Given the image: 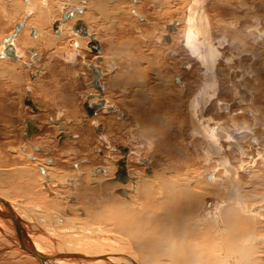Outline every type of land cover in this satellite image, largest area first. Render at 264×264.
<instances>
[{
	"label": "rangeland",
	"instance_id": "rangeland-1",
	"mask_svg": "<svg viewBox=\"0 0 264 264\" xmlns=\"http://www.w3.org/2000/svg\"><path fill=\"white\" fill-rule=\"evenodd\" d=\"M30 1H32L30 2L32 13L27 15L25 12L28 5L24 4V0H0V54L2 53L1 43L13 33L15 25L20 22L25 23L22 31L18 32L19 35L16 34L17 38L14 37L15 47L19 50V57L16 56L17 61L0 57V69L6 70L14 66L15 73H18L17 78H14L11 73L0 72V190L10 191L11 195H14L11 197L14 203L20 205L29 215H34L36 223L41 225L40 216L42 215L49 218L52 216L46 204L58 201L63 208L62 204L66 205V202L69 204V201H66V194H69L70 189L67 187L69 189L67 191L66 187H58L57 190H53L56 193L53 194L54 198L47 196L42 190L38 170L35 171L34 167L32 168L35 164L31 162L32 160L30 161L31 157L37 158L40 163L47 161L49 163L47 168L50 169L48 173L53 179L62 176L61 172L58 173L55 170L60 171L62 167L63 172H71L69 164L79 161L82 164V159H88L85 163H87L86 166L90 165L88 168L83 167L84 171L93 167H109L106 170L108 174H112L113 160L122 157L116 147L125 145L130 149L128 168L131 177L140 179L143 175L142 170L146 167L138 160L141 161L142 158L146 159L153 174L157 173L153 171V166L155 169L161 166L167 172L169 167H173V179L176 176L179 179L188 177L192 184L206 177L208 179L215 171L220 172L219 175H221L222 171L217 170V163L220 168L222 163L231 175H237L235 169L239 167L238 171L243 170V173H239V179L249 180L244 176L247 172L246 166L240 165L253 163L252 166L258 171L254 181L259 183L257 177H260L261 186L264 189V138H258L259 134H256V131L264 133V115L258 108L264 109V45L260 39L264 37V0H110L109 4L104 1L103 7L107 9V12L101 11V16L99 11L94 10L95 6L83 7L84 0ZM42 1H45L43 7ZM10 2H12L11 5ZM74 7H80L84 11L88 7L85 16L80 20L90 24L91 27L87 25L91 32L98 34V30H106L108 33L105 41L108 40L109 44L102 43L103 50L98 56L102 59L99 64L102 72L103 83L101 84L106 87L103 98L108 102L107 104L117 105L120 112L124 114L123 117L122 114H120L121 117H117V113L107 110L104 113L101 111L100 116L98 114L95 118H90L84 111L85 98L93 93V89L87 87L92 75L88 68H83V64L95 65V59L98 57L86 48L88 39L80 38L68 30L73 25L71 19L60 26V34L52 29V23L60 20L61 14ZM133 9H136L144 21L130 13ZM185 14L188 15L185 16ZM191 14L195 16L194 20L190 21L191 26L196 29L201 28L200 32L203 34L208 31L205 34L209 37L205 35L202 41L206 43V38H209L214 46H218L215 52L220 55L213 65L203 62L204 57L184 47L187 35L189 37L193 35L189 34L186 24V19L190 20ZM123 20L127 23L122 22ZM118 21H121L123 25L116 29L117 33L128 32L134 35L126 34L124 46L121 42H114V37L110 36L114 32L113 26L119 24ZM174 22H176L175 31L167 32L166 27ZM32 27L38 28L39 31L34 37L30 34ZM202 28L203 31L208 30L203 32ZM231 34L235 39L237 34L240 35L237 40L241 39V42L236 40L233 45L225 43L224 37L228 38L227 35ZM165 37L169 40L164 41ZM22 38L28 42L25 44ZM96 38L98 40L97 35ZM210 40L208 41L211 42ZM29 47H35L37 50L28 51ZM65 51H70L73 55L77 52L80 55L76 63H74L75 58L72 59L73 62L70 60L75 75L64 73L70 71L66 69L70 57L67 61L62 58ZM25 64L29 67L26 68ZM229 73L234 75L235 81L237 80L236 85H230ZM201 74H204V79ZM174 77H180L183 80L182 88L177 86L180 84L175 83ZM27 96L33 99L39 109L38 113H34L24 105L23 99ZM194 97L196 100L193 101ZM142 98L145 101H142ZM143 102H145L144 106L149 103L145 109L142 107ZM196 102L195 109L192 103L196 104ZM204 102L208 104L205 106ZM152 104H155L153 108L150 106ZM223 107H226L228 111ZM150 108L155 115L158 112L163 115L155 117V122L148 126L140 124L138 119L146 121L149 119L146 113L150 112ZM248 110L255 113L252 112V119H249L245 113ZM168 116L173 118L172 124H156L158 121H164ZM196 116L197 119L207 120L204 124L212 138L204 135L205 128L199 130ZM25 120L32 121L39 129L29 140L24 139ZM58 121L62 123V128L57 127ZM98 124L104 127L102 136L97 133ZM148 127L149 140L140 133ZM230 128H232L231 131ZM159 130H161L160 135L157 134ZM233 133H236L235 138L238 141L233 137ZM64 134L73 138L59 139ZM214 137L221 148L220 140L224 138L226 148H222L223 152L216 154L212 147L205 148L211 144ZM251 139H255L256 143L251 142ZM43 141H47L46 143L52 147L42 144ZM31 145L38 147L41 151L34 150ZM56 146L61 147L58 152L53 151V147ZM204 148L208 149L209 158L203 155ZM228 152L234 153V158H226ZM28 155L30 157H27ZM213 157L222 161L228 159L232 168H226L228 166L225 163L221 160L215 161ZM54 160L60 161L62 166L59 168L57 163L53 164ZM26 165H28V171H24L27 172V176L29 174L35 180L36 190L34 188L33 191L28 190V183L26 184L28 178L11 176L14 168ZM177 169L181 170L179 175H176ZM61 178L58 179L63 181V177ZM78 179L82 180L76 175L74 180L78 190L80 188L83 194L81 196L78 192L71 194L78 200L77 207H84L87 211L89 206L99 208L100 197L120 201L111 195L106 187L89 189L80 185ZM101 180H103L102 183L105 182L104 184L111 183L105 177ZM53 183L50 185L53 186ZM14 185L19 189L22 188L18 190ZM263 189L260 190L264 192ZM219 192L218 195L205 196L207 203L211 198H215L216 201L223 199L225 191ZM120 202L144 207L146 205L144 199L130 198L129 202ZM218 205L220 203L211 208L217 211ZM39 209L40 213H38ZM111 209L106 207L94 213L97 214L93 227L96 241L104 242L105 236L116 237L115 235L119 232L118 227L111 223L113 216ZM59 215L64 218L65 213L61 211ZM194 221L197 224L202 223L201 221L198 223L196 218ZM206 221L209 223L208 220ZM50 222L47 221V224L41 226L46 228L48 225L49 229H55L49 225ZM31 223L34 224L32 221ZM107 225L114 232L111 230L107 232L109 231ZM36 233L42 236V239H47L42 235L43 232L36 231ZM224 236L222 235V238ZM262 238L264 239V236ZM257 242L254 241L257 246L253 247L258 249L257 257L263 263L260 255L264 252V240ZM158 245L163 247L162 244L158 243ZM6 248L9 247L0 243V264H14L12 261L15 260L36 263L28 257H23L24 254L20 251L23 255L2 260L8 255L3 253L9 250ZM221 253L223 252L220 251L219 254ZM223 260L220 261L223 262Z\"/></svg>",
	"mask_w": 264,
	"mask_h": 264
},
{
	"label": "bare ground",
	"instance_id": "bare-ground-1",
	"mask_svg": "<svg viewBox=\"0 0 264 264\" xmlns=\"http://www.w3.org/2000/svg\"><path fill=\"white\" fill-rule=\"evenodd\" d=\"M24 1H25V3L24 2L23 3L28 5L26 7L25 14L29 15L32 13V9L30 7V2H32V1H30V0H24ZM104 1H106V3L109 4L108 1H110V0H99L98 2L92 1V0H84V3L82 4V6L83 7L84 6H95L94 8H96V9H94L92 7L91 8L96 10V11H99L100 12L99 15L101 16V11H102V13H104L107 10V9H105V7H103V6H105V4L103 5ZM11 3L12 2H10V5H11ZM44 4H45V1H42L41 6L43 7ZM193 4H192V6H195ZM87 8L85 11L83 9L82 13H81V10L79 8H78L80 10L79 12L77 11V9H75L76 12L79 14L81 13V15H78L76 13H75V15L73 14V16L70 18L71 21H73V24L77 20H80L81 18H83L85 16ZM195 8H196V6H195ZM49 9H51V8H49ZM193 12H194V10H193ZM195 12H197V11H195ZM130 13L133 14V16H136L138 18L141 17L140 15H138L136 9H133L132 11H130ZM187 15L188 14H185V16H187ZM196 17H197V15H196ZM194 18H195V16L192 15L190 20L188 18L186 19L187 20L186 24L188 27L187 30H189V34L191 33V35L193 34L194 36L192 35V37H189L187 35V39L184 42V44H185L184 47H187L188 50L189 51L191 50L192 53H195L196 55L204 57L205 59L202 58L203 62H206L207 64L213 65V64H215L214 62H215L216 58L220 55V54H217L215 52V51H217L218 46H214L212 43V40H210L209 38H206V40H207L206 43H204L202 41V39L204 37H206V36L209 37L207 34H205L206 32H208V31H206L208 29H205V31H206L205 32V31H203L204 29L202 28V31L205 32L203 34L202 32H200L201 28L196 29V28L192 27L191 26L192 23L190 21H193ZM69 20H67L66 22H68ZM196 20H199V19L196 18ZM56 22H58V24H57V28L55 30L53 29V25L55 22L52 24V29L54 32H56L58 30V26L60 23H63V24L66 23V22L62 21V16H61V20L56 21ZM24 25H25V23H24ZM173 25L176 26V22H174ZM71 27L68 30H70V32H72L73 34L78 36L76 33H74L71 30ZM199 27H197V28H199ZM34 28H36V27H34ZM87 28H88V26H87ZM59 29H61V27H59ZM88 30H89V28H88ZM21 31H19V33ZM32 32L34 33L35 29H32ZM38 32H39L38 28H36L35 35H37ZM19 33H18V35H19ZM89 34H94V33H91L89 30ZM94 35L96 36V34H94ZM196 35H198V36L200 35V36L197 37ZM17 36H16V38H17ZM112 36H113V34H112ZM78 37H80V36H78ZM23 38L21 40L23 42L25 41V44H26L28 42V40L26 42V40H23ZM80 38L88 39V42H89V38H86V37H80ZM14 39L15 38H10V39L8 38L7 40H6V38L4 39L3 43H1L2 44V53L0 54V57L3 56L6 59L7 58L12 59L11 57H8L4 53L5 52L4 49H6L10 45L15 49L14 50L15 59H12V60L17 61L16 56L19 57V52H18L19 50H17V48L15 47ZM260 39H262V44H264V37H261ZM96 40H97V38H96ZM208 40H210L211 42H209ZM109 42H110V40H109ZM199 45L201 47H199ZM86 48H87V44H86ZM88 50L90 51V49H88ZM91 54H93V53L91 52ZM93 55H96V54H93ZM100 55H101V53L98 56H100ZM198 58L200 59V57H198ZM37 60H39V59H37ZM101 62H102V59H101ZM100 63H97L95 61V65H92V64L87 65L86 63H84V65L86 64L85 66L88 69L90 66H96V67H98V69L100 71V68H99ZM25 66H26V68L29 67L28 64H25ZM204 66H205V63H204ZM10 68L13 69V71L15 73L14 66H12ZM100 73H101V77H102V72L100 71ZM229 74H230V76H229L230 85H236L237 80L235 81L234 75L232 73H229ZM242 75H244V73ZM201 76H202V79H204V74L203 75L201 74ZM174 78H176V77H174ZM249 78H250V76H249ZM214 81H215V78H214ZM208 82H209V79H208ZM175 83L180 84V86L177 85L178 87L182 88L184 86V82L182 79H176ZM87 87H90V86H87ZM91 88H93V87H91ZM102 89H103V94H102L101 98L104 100V102L106 104V100L103 98V96H104V87L103 86H102ZM204 93H205V91H204ZM90 95H93V94H90ZM86 98H85V100H86ZM97 100H98V96H97V92H96L94 94V98L92 100H90L89 103L95 102ZM146 100H148V99H146ZM194 100H196L195 97L193 98V101ZM33 104H34V102H33ZM205 104L207 105L208 103L204 102V105ZM154 105L155 104H152L150 106L153 108ZM193 105L194 106L197 105V102H196V104L192 103V107H193ZM148 106H149V103L146 104L145 107H148ZM145 107H144V109H145ZM105 108H108L109 110H111L113 112L117 111V109L114 106H108L107 104L105 105V107L103 109H105ZM152 108H150L151 109L150 112L146 113V116L149 118L147 121L138 119V122L140 124H144V125L148 126V124H153L152 122H155V120H154L155 117H161L163 115L160 112L156 113V115H155ZM223 108H224V110L228 111V109H226V107H223ZM103 109H100V110H103ZM159 109H161V108H159ZM195 109H196V106H195ZM192 110H193V108H192ZM220 110H222L221 107H220ZM250 110L246 111L245 113L248 117L251 118L253 111L251 112ZM191 114L193 115L192 112H191ZM262 115H264L263 111H262ZM93 117H91V118H93ZM195 119H197V116L195 117ZM195 119H194V121H195ZM172 120H173V118L171 116H168L164 121H158V122H156V124L170 125V124H172ZM197 121H198V125L200 127V129L199 128L198 129L202 130V128H205L204 135H206L207 138H212L207 133L208 128L204 124V121H207V120L197 119ZM61 126H62V123H61ZM25 127H26V125H25V121H24V129H25ZM148 131H149V127L147 129L145 128L144 131L140 132V133H141V135H143V137H145L146 139L149 140ZM163 132H166V131L163 130ZM160 133H161V130H159V132L157 134L160 135ZM65 138H66V136H65ZM57 139H58V137H57ZM59 139H60V137H59ZM63 139H64V135H63ZM250 141L253 143H256L255 139H251ZM208 146L212 147L213 151L216 154L223 152L221 146L218 144V140L215 137L211 140V144L210 145L208 144L205 148H209ZM205 148H204L205 153H203V155L205 154V156L207 158H209L210 155H208V149H205ZM34 149L36 151H41V149H39V148H37V149L34 148ZM128 150H129V153H128V156H129L130 155V149L128 148ZM161 154L164 155L166 153H161ZM128 156H127V163H128ZM54 161L55 162L53 164L57 163L59 168L62 166L59 163L60 161H56V160H54ZM85 161H88V159H82V161H81L82 164H80V161L78 163L72 162L71 165L69 164L68 167H71V169H72L71 172H66V173L63 172L62 167H61L60 171H57L54 169L55 172H58V173L61 172V175H62L61 177H63V181L59 180L61 178L59 176H58L59 179L58 178L53 179L52 176L48 173V171H50V169H48L47 167L44 168L46 174H48V177L50 179L57 182L58 184L61 183L60 185H62L63 187H68L70 189V191H69V189L67 188V191H69L68 192L69 194L68 195L66 194V197H67L66 201H69L70 198L73 199L72 201H69V204H67V202H66V205H65V203L62 204L64 206V208L60 205V203L58 201H56V202L52 201L51 203L45 205L47 208L50 209L52 216L50 218L46 217L44 215L40 216L41 217L40 224L42 226H44L45 224H47V221H51L49 225H51V227L55 228L56 230L55 229H49L48 225H46V228H44L41 225H39V223H36V221L34 220V219H36L34 215H31V214L29 215L26 210L21 208L20 205L14 203V200L11 199V197H13L14 195H11L10 191L4 192V191L0 190V202H1L0 208L4 209V211L8 217L7 221L0 218V243H1V245L3 244V246L5 244L9 247V248H6V249H9L8 251L5 249L6 251L3 252V253H6L8 255L5 258H2V260H5V259L10 260L11 257L13 258V256L16 257V256H21L24 254L23 257L24 256L28 257L31 260L36 261V263L35 262L34 263H30V262L26 263L25 261H21V260L20 261L15 260V261H12V263L18 264V263L23 262V264H239V261L242 260V261H244V264H264V263L260 262V260H258V258L256 256V250L258 251V249H256V247H230L229 246L232 242H235L237 239V234L235 232V228H233L231 225L233 220L237 218V216L240 212V210L237 209L236 207H238L242 211H244V207L246 205V203H245V205L243 204L244 202H246L243 200L244 198L248 199L247 202H248V204H250V207H252L251 204H257V203H254L255 200L260 199V197L257 194H255V192L257 190L255 185L251 184V186L248 187L249 190L245 191L244 188H246V187L243 186V185H245L244 180L243 181L240 179L238 180L236 174H234V175L236 176L237 179L236 178L233 179L232 177L230 179L229 176H231V175L230 174L228 175V172L225 171V173L228 176L225 177L224 181L222 180V182H223V185L226 187H219L220 184H217L214 181L213 175H210L209 178L207 179L209 184L207 183L206 179H204L202 181H194L196 184H192L188 180L189 179L188 177H184V178L179 179L176 176L173 179V177H174L173 176V173H174L173 167H169L168 172H167V170L163 169L161 166L157 167V169H155L153 166V168H152L153 171L155 170V171H157V173L153 174L151 171H150V173H147L146 169L149 168V166H148L146 160L144 159L143 162H141V161L140 162L142 164H144L146 168H143L142 171H144L143 172L144 176L141 175L140 179H138V177H131L130 173L128 172V177L130 178L129 182L127 181L126 183H121V182L117 181L119 183L111 182L108 184H104L105 182L102 183V181L104 179L101 180L102 177H105L106 180L112 178V176L115 172V169L113 170L112 174H108L107 170L105 169L106 173L104 172L102 176L100 174H99L100 176L99 175L94 176V175H92L90 169L87 171H84L82 169L83 167L88 168L90 166V165L89 166L84 165ZM221 162L225 163L227 166L229 165V162L227 161V159L225 161L221 160ZM252 165H254V164L253 163L252 164H241L240 166H246L245 171L248 172V171H251V168L253 167ZM35 166L32 165V168L34 167V170L36 171ZM220 166L222 168H224L222 163H220ZM24 170L28 171V165H26L24 167L14 168L11 176L13 175V176L19 177L21 179H27L28 178V180L26 181V184L28 183L27 184L28 190L33 191V188L36 190L35 180H33L29 176V174L27 176V172ZM149 170H150V168H149ZM127 171H128V165H127ZM176 171H177L176 175H179L181 172L180 169H177ZM239 171H240L239 173H241V172L243 173V170H239ZM41 174L44 175L45 177L47 176L44 173L42 168H41ZM76 175L78 176V178L82 179V180L78 179L79 180L78 183L80 185H82L83 187H86L89 189H96L97 187L104 186L107 189H109L110 192L111 191L113 192L114 190H116L118 188L119 189L124 188V189L128 190V192L125 190V194L120 195L116 191L115 192L116 194H118L119 196H123V197H119L118 195L115 194L114 196L117 199H119L120 201H125V202H129L130 198L131 199H144L146 202V205L144 207L142 205H133L132 203L122 204V202L115 201V200H113V198H109L107 200V198L100 197L99 198V202H100L99 208L89 206V211H87L84 207H77L76 204H79L78 200H77V198H75L71 194L78 192V195L81 196L83 193H82V190L80 188L78 190L76 180H74ZM249 179H251V178H249ZM46 180H48L47 177H46ZM227 182H228V186L226 185ZM235 182H236V184H235ZM127 183H128V185L126 186ZM255 183H256V181H255ZM122 184H124V185H122ZM48 185L50 188L53 187L50 184H48ZM235 185L238 187V188H236V191H235L238 194L237 195L235 194V196H234V193H233L234 197L232 199L230 196H228V197L225 196L222 200L215 202V200L213 198V202H212L213 204L210 206L207 205L208 203L206 201L205 196L218 195L220 190L227 188V187H228L227 191L231 194L232 189L235 188ZM15 186L16 185H14V187ZM2 188L5 189L4 186H2ZM15 188L20 190L22 187H20V189L18 187H15ZM50 188H49V191L52 194H54L55 192ZM13 189H12V193H13ZM225 193H226V191H225ZM52 198H54V197H52ZM257 202H259V201H257ZM217 203H220V205H218V208L216 211V209H213L211 207H213ZM207 206H208V208H206ZM46 207H45V209H46ZM106 207H109L110 209H111V207H113L111 209V211L113 213V216L111 217V223L115 224L118 227L119 232H118V234L116 233L117 234V235H115L116 237H113L112 235L105 236L106 240H103L104 242H99V241H96V238L93 234L94 233L93 227H94V224L96 221V216H97V214H94V213L98 212L101 209H104ZM79 208H81V210H83V212H84V213L82 212V215L79 214ZM245 208L249 210L248 207H245ZM67 210H68V212H67ZM61 211H63V213H65L64 218L59 215V212H61ZM38 213H40V209H39ZM200 215H201V219H200ZM224 217H226L224 220V223H226V225H227V235L224 236V238H222V235H224L225 233L223 234V231L220 230V228L222 226L220 227V225L217 223L221 222V220L224 219ZM11 218H13V219H11ZM195 218L197 219L198 223H201V222L202 223L201 224L195 223L196 222V221H194ZM218 218L221 220H219ZM199 219L201 222L199 221ZM206 219H209V223L206 221ZM31 221L35 225L32 224ZM68 222H70V223H68ZM210 223H212L214 226H212ZM221 224H222V222H221ZM109 226H110V224H109ZM109 226H108L109 231H107V232H110V230L112 232H114ZM103 229H105V228H103ZM36 231L37 232H43L42 235L44 237H46L47 239L46 240L42 239V236L37 234ZM250 237H252V236H250ZM18 238H19L20 242L27 244L28 247H30V248L32 247V249L21 247L20 245L19 246L16 245L17 243L16 244L13 243V240L14 239L18 240ZM261 240H263V238H260V241H258V242H261ZM247 241H249V240H247ZM158 243L162 244L163 247H160L158 245ZM246 244L248 245L247 242H246ZM254 248H255V251H254ZM19 251L22 252L23 254L20 253ZM220 251H222L223 253L219 254ZM38 253L41 256H46L45 260L38 259V257H37ZM233 253H236V254H233ZM260 257H262V259L264 260V252L262 253V255ZM221 259L222 260L224 259L223 262L220 261ZM225 259H226V261H225Z\"/></svg>",
	"mask_w": 264,
	"mask_h": 264
},
{
	"label": "crops",
	"instance_id": "crops-1",
	"mask_svg": "<svg viewBox=\"0 0 264 264\" xmlns=\"http://www.w3.org/2000/svg\"><path fill=\"white\" fill-rule=\"evenodd\" d=\"M125 12V11H124ZM66 13V12H65ZM56 22V21H55ZM84 22V21H83ZM122 22H124V23H127L126 22V20H123ZM121 21H118V23L119 24H116L115 26H113L114 27V32H113V41L114 42H121L123 45L122 46H124V43H125V39H126V34H130L131 36H134V35H132L131 33H128V32H123V33H117L116 32V29H119V26L120 25H123V23H122ZM87 24H88V22H87ZM86 23H85V25H87ZM89 26H90V24H88ZM87 25V26H88ZM72 26V25H71ZM96 26H97V24H96ZM99 26H102V25H99ZM98 26V27H99ZM91 27V26H90ZM89 27V28H90ZM104 28V27H103ZM36 29V28H35ZM92 29V28H91ZM105 29V28H104ZM91 32V31H90ZM91 33H94V32H91ZM98 34H96V33H94V34H96L97 35V37H98V41L100 42V44H101V46L103 47V45H102V43H108L107 41H105V37H106V34L108 35V33H107V31L106 30H104V31H101V30H98V32H97ZM111 37H112V34L110 35ZM228 36V38H226V37H224V39H225V43H231V45H233V42H235L237 39H238V36H240V35H238L237 34V36H236V39L234 38V37H232V34L231 35H227ZM118 37H120L119 39H118ZM121 38H124V39H121ZM237 42H241V39H239V40H237ZM109 44V43H108ZM264 45V44H263ZM112 46V45H111ZM34 49L35 50H37V48H35V47H29L28 48V51H34ZM68 50V49H67ZM102 50H103V48H102ZM68 57H70V59H69V61L71 60L72 61V59L73 58H75V60H74V63H76L77 62V58L78 57H80V55H78L77 54V52L73 55V53L72 52H70V51H65L64 52V54H63V56H62V58L64 59V60H66L67 61V59H68ZM69 62V63H67L66 64V69H69L70 71H65L64 73H66V74H72L73 73V75H75V72H74V68H73V66H72V62ZM73 63V64H74ZM83 63V62H82ZM77 65V64H76ZM91 65V64H90ZM4 71H6V73H11V75L12 76H14V78H17V76H18V74L17 73H14V71H13V69H7L6 68V70H3V69H0V72H4ZM13 71V72H12ZM89 81V80H88ZM142 101H145V99L143 98L142 99ZM145 102H143L142 103V105L144 104ZM142 107H145L144 105L142 106ZM260 108V110L261 111H263L264 112V109L263 108H261V107H259ZM248 117V116H247ZM249 119H252L253 118V114H252V117L250 118V117H248ZM249 122H251L250 120H249ZM61 123V122H60ZM225 123H226V121H225ZM252 123V122H251ZM231 129L232 128H230V131H231ZM234 135H233V137L235 138V135H236V133H233ZM256 134H259L258 135V138H264V133L263 132H257L256 131ZM236 139V138H235ZM46 140V139H45ZM221 141V145H222V148L223 149H225L226 148V146H225V144H226V142H225V140H224V138L223 139H221L220 140ZM236 141H238V139H236ZM44 143H42V144H47L46 142L47 141H43ZM229 143V142H228ZM62 144V143H61ZM48 145V144H47ZM48 146H50V147H52V145H48ZM56 147H58V146H56ZM6 150V149H5ZM236 150H238V149H236ZM238 151H240V150H238ZM236 155V154H235ZM228 157H231V158H234V153H227V155H226V158H228ZM214 158V157H213ZM242 159V158H241ZM214 160L216 161V160H221V159H217V158H214ZM227 161H228V159H227ZM229 162V161H228ZM218 164V166H219V163H217ZM217 166V170H221L222 171V174L221 175H219V173L220 172H214V173H211V175H213V178H214V181L217 183V184H220L219 185V187H226V186H224L223 185V182H222V180L224 181V177H227L230 173H228V175L225 173V171H226V169L225 168H220V167H218ZM226 168H232V164H230V162H229V165H228V167H226ZM239 168V167H238ZM238 168L237 169H235V172L237 171V178H238V180H239V171H238ZM255 168L256 167H252L251 168V171H248V172H246V174L244 175L246 178H251V179H249V180H244V182H245V185H243L244 187H246V188H244L245 189V191H247L249 188V186H251V184L252 185H255V187L257 188V190H256V192H255V194H257L259 197H260V199L259 200H255L254 201V203H257V204H251V206L252 207H254V208H249L250 207V204H248V202L246 201V202H244L243 204L245 205V203H246V205H245V207H248L249 208V210L248 209H246L245 207H244V211H242L240 208H238V207H236L237 209H239L240 210V212H239V214H238V216H237V218L236 219H234L233 220V222H232V227L233 228H235V232H236V234H237V239H236V241L235 242H232L229 246L230 247H253V246H257V244H255L254 243V241H260V238H262V236H264V200L262 201V199L264 198V192H262L260 189H263L262 188V186H261V182H262V179L260 178V177H257L258 179H259V183H255V181H253L254 180V178H255V176H256V174L258 173V171L257 170H255ZM252 172H254V173H252ZM231 175V174H230ZM235 175H231V176H229V178L231 179V177L233 178V179H235L236 177H234ZM236 178V179H237ZM206 179V181H207V177L205 178ZM207 183H208V181H207ZM240 183V182H239ZM209 184V183H208ZM235 184H236V182H235ZM227 186H228V182H227V184H226ZM228 188V187H227ZM227 188H224V189H222V190H224V191H226V194L224 195V197L225 196H230L231 197V199L235 196V194L237 195L238 193H236L235 191H236V188H238L236 185H235V188L234 189H232V192H231V194L227 191L228 189ZM248 188V189H247ZM243 189V190H244ZM222 190H220V191H222ZM264 190V189H263ZM220 193V192H219ZM233 193H234V196H233ZM230 194V195H229ZM215 199V198H214ZM222 200V199H221ZM210 202L207 204L208 206H210V205H212L213 203V199L211 198L210 200H209ZM257 201H259V202H257ZM215 202H217L216 200H215ZM208 206H207V208H208ZM255 210V211H254ZM243 212V213H242ZM252 215V216H251ZM259 216V217H258ZM206 220H208L209 221V219H206ZM238 220V221H237ZM241 220V221H240ZM221 222H222V224H221ZM221 222H219V223H217V224H219L220 225V230L221 231H223V234L226 236L227 235V225H226V223H224V221H223V219L221 220ZM212 226H214L212 223H210ZM213 228V227H212ZM225 230V231H224ZM262 233V234H261ZM248 234V235H247ZM247 236V237H246ZM250 236H252V237H250ZM247 240H249V241H247ZM253 240V241H252ZM264 240V239H263ZM263 240H261L262 242H263ZM245 242V243H244ZM246 242L248 243V245L246 244ZM252 242V243H251ZM246 244V245H245ZM251 244V245H250ZM260 245V244H259ZM259 247V246H258ZM263 253V252H262ZM233 254H236V253H233ZM262 255V254H261ZM260 255V256H261ZM256 256H257V253H256ZM258 258V257H257ZM260 259H262V257H260ZM247 260V259H246ZM259 260V259H258ZM263 260V259H262ZM242 261V260H241ZM239 261V264H244V261ZM263 263H264V260H263Z\"/></svg>",
	"mask_w": 264,
	"mask_h": 264
},
{
	"label": "water",
	"instance_id": "water-1",
	"mask_svg": "<svg viewBox=\"0 0 264 264\" xmlns=\"http://www.w3.org/2000/svg\"><path fill=\"white\" fill-rule=\"evenodd\" d=\"M77 11L79 12L80 10L77 9ZM73 11L72 9L67 10L66 13L62 14V21L66 22L67 20H69L72 16H73ZM57 24L58 22H55L53 25V29L55 30L57 28ZM23 24L22 23H18L15 25L14 27V31L13 33L8 37L10 38H14L16 36V34L22 29ZM71 30L76 33L78 36L80 37H86L89 38V42L87 43V48L90 49V51L93 54L99 55L102 51V47L100 45V43L96 40V36L94 34H89V30L87 28V26L85 25V23L82 20H77L71 27ZM166 31L171 33L173 31H175V27L173 24H170L166 27ZM6 38V40L8 39ZM5 40V41H6ZM169 38L165 37L164 41H168ZM7 56L11 57L12 59H15V54H14V48L12 46H8L5 49L4 52ZM97 63L101 62V58L98 57L96 59ZM91 73H92V79L89 82L88 86L93 87L95 89V91L97 92V96H98V100L95 102H90V100H92L94 98V95H88L86 100L83 103V108L84 111L86 113V115L88 117H93L97 111H99L100 109H103L105 107V102L104 100L101 98L102 94H103V89L102 86L99 82V79L101 77V73L98 69V67L96 66H90L89 67ZM23 103L25 106H28L32 109V111L36 112L37 108L34 106L31 98L29 96L25 97L23 100ZM25 136L24 139L29 140L32 135L36 134L39 129H37L32 122H30L29 120H25ZM98 131H101V127H98ZM63 135L60 136V138H62ZM36 148V147H34ZM37 149V148H36ZM118 150L120 151V153L122 154V157L120 159H118L117 161L114 162L115 166H116V171L114 173V181H119L121 183H126L128 181V172H127V156L129 153L128 147L126 146H119ZM144 159H141V162H143ZM147 173H150L149 168L146 169ZM117 193H119L120 195H124L125 194V190L124 189H118ZM1 205V202H0ZM12 217V216H11ZM0 218L7 221L8 217L7 214L5 213L4 209L0 208ZM10 219V218H9ZM13 219V218H11ZM19 240V238H18ZM16 239L13 240V243H17L16 245H20L21 247H25V248H30L28 247L27 244H24L22 242H20V240L18 241ZM32 249V247L30 248ZM39 255V253L37 254L38 259L41 260H45L46 256H41Z\"/></svg>",
	"mask_w": 264,
	"mask_h": 264
},
{
	"label": "flooded vegetation",
	"instance_id": "flooded-vegetation-1",
	"mask_svg": "<svg viewBox=\"0 0 264 264\" xmlns=\"http://www.w3.org/2000/svg\"><path fill=\"white\" fill-rule=\"evenodd\" d=\"M67 1V0H66ZM80 9L81 10V13L83 12V9L82 8H80V7H74V9H72L73 10V12H74V15H75V13L76 14H78V15H81V13L79 14V13H77L76 12V10L75 9ZM61 16H62V14H61ZM60 16V17H61ZM142 19L143 21H144V18H142V17H139V19ZM60 20H61V18H60ZM60 20H57V21H60ZM55 21V20H54ZM21 23V22H20ZM53 24V23H52ZM63 23H60L59 24V26H58V30L55 32V33H59L60 34V32H61V30L59 29V27H60V25H62ZM65 24V23H64ZM24 28V23H23V27H22V29ZM21 29V30H22ZM32 29H35L34 27H32L31 29H30V34L32 35V37H34V35H35V33H36V29H35V32L33 33L32 32ZM20 30V31H21ZM5 50V49H4ZM96 57H98V55H96ZM35 58H37V56H35ZM97 59V58H96ZM96 61V60H95ZM84 65V64H83ZM86 65V64H85ZM83 66V68H85L86 66ZM100 68V67H99ZM90 71V70H89ZM91 75H92V73H91ZM101 79H102V77L100 78V84L101 83H103L102 81H101ZM176 79H181V78H178V77H176L174 80H176ZM88 84V83H87ZM102 85V84H101ZM87 86V85H86ZM103 87H104V95H105V93H106V87L104 86V85H102ZM93 89V88H92ZM96 92H95V90L93 89V93H91V94H95ZM104 97V96H103ZM32 101H33V99H32ZM34 102V101H33ZM108 102L106 101V104H107ZM34 105H35V103H34ZM108 106H114L116 109H117V111L116 112H113V111H111V110H109L108 108H105V109H103V110H100V111H98L96 114H95V116L93 117V118H95L101 111H103V113L104 112H106L107 110L108 111H110V112H113V113H117V117H121V115L120 114H122V117L124 116V114L123 113H121L120 112V108H118V106L117 105H114V104H107ZM35 107L37 108V112H35V113H38V107L35 105ZM98 116H100V114L98 115ZM32 122V121H31ZM59 122V121H58ZM33 123V122H32ZM33 125L38 129V126L35 124V123H33ZM98 125H101V124H98ZM98 125L96 126V129H97V133L100 135V136H102L103 135V132H104V127H103V125H101V126H99V127H101V131H98ZM57 127L58 128H62V126H61V123L59 122L58 124H57ZM64 136H66V138H64L63 140H65V139H71V138H73L72 136H69V135H66V134H64ZM120 146H125V145H120ZM31 147H33V149H34V146L33 145H31ZM118 147L119 146H117L116 147V150H118ZM128 147V146H127ZM36 148H38V147H36ZM55 148V149H54ZM59 148H61V147H53V151L55 150L56 152H58V149ZM35 150V149H34ZM56 152L54 153L53 152V154H56ZM118 152H120L119 150H118ZM121 154V153H120ZM122 155V154H121ZM28 157H30V155H28ZM30 159V158H29ZM119 159H120V157H119ZM143 159H145V158H143ZM32 160V161H31ZM146 160V159H145ZM30 161L31 162H33L36 166V169L38 170V173H39V175H40V179H41V186H42V190H43V192L44 193H46V195L47 196H49L50 198H52V197H55L53 194H51V192L49 191V185L48 184H50V183H53L54 185H53V187H51L50 189H52V190H57L58 189V187L59 188H61V187H63L62 185H60V184H58L57 182H55V181H53L52 179H50L49 177H48V174H46V172H45V170H44V168H46V167H48L49 168V163L46 161L45 163H40L39 162V160L37 159V158H34V157H31V159H30ZM115 161H117V160H113V165H114V169H115V171H116V166H115V164H114V162ZM85 162H87V161H85ZM84 162V165H86L87 163H85ZM139 162H140V159H139ZM141 163V162H140ZM127 165H128V163H127ZM92 166V165H91ZM40 168V169H39ZM41 168L43 169V171H44V173L47 175L46 177L48 178V180H46V177L44 176V175H42L41 174ZM107 168H109V167H93L92 169H90V171H91V173H92V175H103V173L105 172V169H107ZM127 172H129V168H128V171ZM106 173V172H105ZM115 173V172H114ZM128 174V173H127ZM99 175V176H100ZM129 178V177H128ZM110 182H117V181H113L114 180V174H113V176H112V178H110V179H108ZM130 181V178L128 179V182ZM117 183H119V182H117ZM122 185H124V184H122ZM128 185V183L126 184V186ZM45 187V188H44ZM67 188V187H66ZM119 189V188H118ZM118 189H116V190H114L113 192L111 191L110 193H111V195H115L116 193V191L118 190ZM121 189V188H120ZM122 189H124V188H122ZM124 190H126V189H124ZM127 192H128V190H126ZM116 195H118V194H116ZM119 196V195H118ZM119 197H123V196H119ZM73 199L72 198H70L69 199V201H72ZM67 212H68V210H67ZM82 212H83V210H81V208H79V214L80 215H82ZM84 213V212H83Z\"/></svg>",
	"mask_w": 264,
	"mask_h": 264
}]
</instances>
